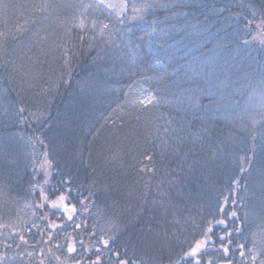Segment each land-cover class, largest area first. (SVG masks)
I'll list each match as a JSON object with an SVG mask.
<instances>
[{"label": "trees", "instance_id": "trees-1", "mask_svg": "<svg viewBox=\"0 0 264 264\" xmlns=\"http://www.w3.org/2000/svg\"><path fill=\"white\" fill-rule=\"evenodd\" d=\"M122 262L264 264V0H0V264Z\"/></svg>", "mask_w": 264, "mask_h": 264}, {"label": "rangeland", "instance_id": "rangeland-1", "mask_svg": "<svg viewBox=\"0 0 264 264\" xmlns=\"http://www.w3.org/2000/svg\"><path fill=\"white\" fill-rule=\"evenodd\" d=\"M100 5L103 7L108 8L111 11H122L124 9V0H96ZM57 204H59V200L55 201ZM53 203V202H52ZM158 243L153 242L148 244V250L152 248L153 250H156V245Z\"/></svg>", "mask_w": 264, "mask_h": 264}, {"label": "snow or ice", "instance_id": "snow-or-ice-1", "mask_svg": "<svg viewBox=\"0 0 264 264\" xmlns=\"http://www.w3.org/2000/svg\"><path fill=\"white\" fill-rule=\"evenodd\" d=\"M80 27H83V24H81ZM105 27H106V26H105ZM232 215H235V213H233ZM104 243L107 244L108 242H107V241H104ZM199 247H200V245L198 244V245H197V249H194V250H193V255L195 254L196 250L199 249ZM69 251H70V252H71V251H74V249L70 247V248H69ZM122 264H125V262H122Z\"/></svg>", "mask_w": 264, "mask_h": 264}, {"label": "water", "instance_id": "water-1", "mask_svg": "<svg viewBox=\"0 0 264 264\" xmlns=\"http://www.w3.org/2000/svg\"><path fill=\"white\" fill-rule=\"evenodd\" d=\"M66 207H70V208L74 209L73 205L64 204L63 209L66 208ZM220 264H230V263L228 262V263H220Z\"/></svg>", "mask_w": 264, "mask_h": 264}]
</instances>
